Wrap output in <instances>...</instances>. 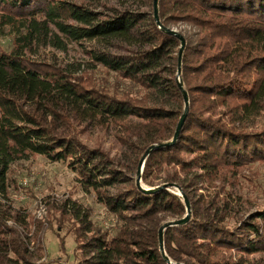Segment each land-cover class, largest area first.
Returning a JSON list of instances; mask_svg holds the SVG:
<instances>
[{
  "label": "trees",
  "instance_id": "1",
  "mask_svg": "<svg viewBox=\"0 0 264 264\" xmlns=\"http://www.w3.org/2000/svg\"><path fill=\"white\" fill-rule=\"evenodd\" d=\"M81 1L0 0V31L10 29L15 35L10 52L0 47V182L14 163L33 155L53 162L73 159L105 208L124 221L114 237L91 229L84 241L82 232L92 226L88 214L81 217L77 248L92 255L82 264H169L160 250L162 222L167 214H186V205L171 191L174 178L165 181L166 189L144 190L156 189L153 179L160 172L179 168L187 180L180 189L192 214L185 225L164 232L170 262L244 264L245 256L263 252L264 211L232 229L226 224L227 204L220 208L210 201L200 212L202 201L193 190L200 183H235L244 170L264 165V129L250 131L247 125L250 116L264 109V0H159L161 28L151 0L150 23L139 32L130 13L101 20L85 6L103 0ZM179 25L190 27L178 31L186 41L180 75L181 41L166 32ZM136 37L142 48L129 59L102 54L99 62L109 74L140 87V97L120 92L107 79L99 86L93 75L77 77L27 56L34 45L62 50L65 42L82 40L131 45ZM179 83L188 94L189 112L180 137L168 147L185 112ZM171 98L179 105L176 110L163 101ZM93 121L119 127L122 140L138 151L137 177L143 157L157 147L144 161L147 187L141 189L134 178L130 189L115 195L102 189L91 163L96 151L78 139L77 127ZM118 175L111 170V180ZM33 224L31 232L24 224L9 225L0 214V264H30L31 243L33 255L42 258L48 230L43 223ZM224 252L240 255V260L225 259Z\"/></svg>",
  "mask_w": 264,
  "mask_h": 264
},
{
  "label": "rangeland",
  "instance_id": "2",
  "mask_svg": "<svg viewBox=\"0 0 264 264\" xmlns=\"http://www.w3.org/2000/svg\"><path fill=\"white\" fill-rule=\"evenodd\" d=\"M65 1L78 5L82 3L81 0ZM87 5L85 7L98 14L101 20L130 13L138 22L135 32H139L140 28L150 23L153 13L151 0H103ZM189 29L190 27L186 25H179L172 30L178 32ZM54 32L63 39L57 29H54ZM14 39L15 35L10 29L0 31V47L5 52L12 50ZM141 43L136 37L131 45H123L115 41L103 45L96 40L65 42L66 47L63 50L51 45H34L27 56L34 61L59 67L77 77L93 75L99 86L102 80L107 79L109 85L120 89V92L127 91L133 95L132 97H140L142 93L140 87L127 79L120 78L114 72L109 74L101 66L99 59L102 54H106L109 59L127 60L142 48ZM163 101L168 103L171 109L176 110L179 107L173 98ZM247 125L250 131L263 130L264 109L250 116ZM77 131L82 147L96 151L91 163L98 171L97 180L102 189L111 195H115L120 189H130V182L134 178L138 180L135 167L138 151L122 140L125 136L119 127L114 125L104 127L93 121L83 123L81 127H77ZM143 166L144 163L140 168V185L147 187L142 180ZM76 167L73 165V159L53 162L45 156L33 155L28 160L14 163L5 180L0 182V214L9 219V225L16 222L20 224L18 227L22 228L21 224H24L25 228L32 232L35 229L33 223L37 222L43 223L45 231L48 230L42 258L33 255L36 253L35 246L33 243L30 244L32 255L30 264H82L86 258L91 257V254L85 255L78 250L75 234L76 229L82 225L79 220L85 214L89 215L88 221L91 222L92 227L84 228L85 231L82 232L84 241L90 239L91 229L92 232L94 230L112 238L124 225V221L118 220L105 208L98 193ZM111 170L119 172L114 180H111ZM172 178L176 185L171 191H175L181 197L180 185L186 177L179 168L165 169L153 179V183L156 188L163 187L167 185L165 181ZM193 191L202 201L199 205L200 212L210 201H216L220 208H224L227 204L229 217L226 224L233 229L242 219L264 211V165L257 163L244 170L235 183L225 186L219 183L215 185L200 183ZM64 207L66 214L62 215ZM186 216L187 211L182 216L167 214L162 227ZM87 225L88 223H85V226ZM224 253L225 259L240 260V255ZM243 261L244 264H264V251L245 256Z\"/></svg>",
  "mask_w": 264,
  "mask_h": 264
},
{
  "label": "water",
  "instance_id": "3",
  "mask_svg": "<svg viewBox=\"0 0 264 264\" xmlns=\"http://www.w3.org/2000/svg\"><path fill=\"white\" fill-rule=\"evenodd\" d=\"M158 5H159V0H154V17H155V20L157 22V24L160 26L161 28V22H160V19H159V10H158ZM166 32L169 34V35H172V36H175L177 37L180 41H181V50H180V53H179V67H178V75H180L181 73V59H182V53L184 51V48L186 46V41L184 39V37L182 35H180L177 31H174V30H170V29H167ZM179 86L180 88L182 89L183 91V96H184V101H185V112L183 114V116L181 117L179 123H178V126L176 128V132H175V135H174V138H173V141L165 146H173L178 138L180 137V134H181V131L183 129V126L185 124V121L187 119V116H188V112H189V98H188V94L187 92L184 91L183 87H182V84L179 83ZM157 147H152L151 149H149L146 153V155L143 157L140 165H139V172H138V180H137V184L138 186L143 189V187L140 185V180H141V173H140V168L142 166V164L144 163L145 159L148 157V155L150 154V152L153 150V149H156ZM167 187H169L168 185L166 186H163V187H157L156 189H145L144 191L146 193H154L156 191H159V190H163V189H166ZM181 197L183 198L184 200V203L186 205V211H187V216L184 218V219H181V220H177V221H174V222H171V223H168L166 225H164L161 229H160V233H159V241H160V250H161V253L163 254V257L164 259L167 261V263L169 264H173L172 262H170L169 258L166 256L165 254V249H164V240H163V233L166 229L168 228H172V227H175V226H182V225H185L189 220H190V217H191V213H192V210H191V204L189 202V200L187 199L186 196H184L183 194L181 195Z\"/></svg>",
  "mask_w": 264,
  "mask_h": 264
}]
</instances>
